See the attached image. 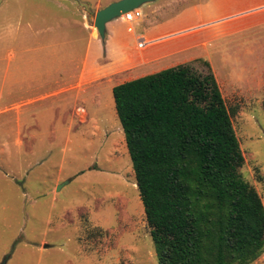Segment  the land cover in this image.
<instances>
[{
  "label": "rangeland",
  "instance_id": "1",
  "mask_svg": "<svg viewBox=\"0 0 264 264\" xmlns=\"http://www.w3.org/2000/svg\"><path fill=\"white\" fill-rule=\"evenodd\" d=\"M263 2L156 0L140 8L147 21L137 33L149 38L179 31ZM74 13L73 6L46 0H0V263L10 255L6 264H158L112 91H104L100 105L74 103L69 92L30 104L52 88L28 82L37 55L31 53L30 16L47 23ZM214 31L194 39L204 42ZM51 40L76 41L68 45L75 52L69 57L81 66L87 34L68 29ZM65 47L54 58L52 83L63 78L58 58H66ZM95 47L91 43L90 52ZM196 52L201 58L187 64L204 74L208 63L214 73L244 157L239 173L264 205V49L250 31ZM252 264H264V253Z\"/></svg>",
  "mask_w": 264,
  "mask_h": 264
},
{
  "label": "trees",
  "instance_id": "2",
  "mask_svg": "<svg viewBox=\"0 0 264 264\" xmlns=\"http://www.w3.org/2000/svg\"><path fill=\"white\" fill-rule=\"evenodd\" d=\"M204 63V62H203ZM112 88L158 264H252L264 253V205L208 63Z\"/></svg>",
  "mask_w": 264,
  "mask_h": 264
},
{
  "label": "crops",
  "instance_id": "3",
  "mask_svg": "<svg viewBox=\"0 0 264 264\" xmlns=\"http://www.w3.org/2000/svg\"><path fill=\"white\" fill-rule=\"evenodd\" d=\"M49 3H58L60 7L73 6L75 13L71 17H60L49 20L47 23L40 15L30 16L32 38H35L31 53H35L30 59L29 85L34 87H52L45 96L29 99L30 104L39 99L61 95L69 92L74 103L88 102L100 105L104 91L124 82L140 77L151 75L162 70L187 64L196 59L200 54L196 52L199 46H207L215 40L253 32V39L258 41L259 49H264V2L250 9L213 19L207 23L184 28L179 31L147 37L138 34L137 28L141 22L147 21L143 16L134 23V32L127 31V24L119 19L121 24L126 25V33L119 31L117 20L106 24L104 39H101L91 24V13L97 12L110 4L113 0L103 3L102 0H46ZM62 1V2H60ZM64 5V6H63ZM147 5V4H146ZM81 14V17L75 16ZM45 24L44 28L38 25ZM71 29L76 34L88 35V46L80 60L81 66L73 65L69 55L75 53L72 50L76 41L54 42L51 37L55 32ZM216 30V36L209 40L199 42L194 36L201 32ZM43 38H39L40 36ZM48 35V37L46 36ZM51 36V37H49ZM39 38V39H38ZM138 38L151 41L149 45L138 50L136 43ZM104 40V44L98 43ZM96 42L95 50L90 52V44ZM66 46L64 59L59 56V70L63 72L61 80L51 82V67H54V58L58 49ZM91 57V58H90ZM90 58V59H89ZM201 58V56H200ZM89 59V60H88ZM210 62V61H209ZM58 70V68H55ZM19 81H14V83ZM17 84V83H16ZM61 87H63L61 89ZM50 93V94H47ZM78 108V107H77ZM75 108V110L77 109ZM74 117V115H73Z\"/></svg>",
  "mask_w": 264,
  "mask_h": 264
},
{
  "label": "water",
  "instance_id": "4",
  "mask_svg": "<svg viewBox=\"0 0 264 264\" xmlns=\"http://www.w3.org/2000/svg\"><path fill=\"white\" fill-rule=\"evenodd\" d=\"M155 1L156 0H118L116 2H112L96 12L93 27L96 29L99 37L104 39L106 24L121 18L128 12L140 9L142 6ZM9 257L10 255H7L0 264H6Z\"/></svg>",
  "mask_w": 264,
  "mask_h": 264
},
{
  "label": "built area",
  "instance_id": "5",
  "mask_svg": "<svg viewBox=\"0 0 264 264\" xmlns=\"http://www.w3.org/2000/svg\"><path fill=\"white\" fill-rule=\"evenodd\" d=\"M140 18H141L140 9H136V10H133L131 12L124 14L119 19H122V21L125 24H127V31L130 33H133L134 32V26L133 25L135 22L139 21ZM150 43H151V41H147L145 38H138L136 46L138 49H143L144 47H146Z\"/></svg>",
  "mask_w": 264,
  "mask_h": 264
}]
</instances>
